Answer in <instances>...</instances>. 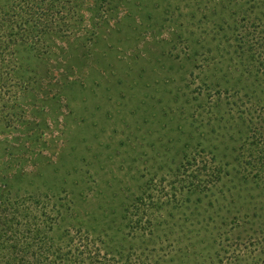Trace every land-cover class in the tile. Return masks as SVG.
<instances>
[{
  "label": "rangeland",
  "instance_id": "obj_1",
  "mask_svg": "<svg viewBox=\"0 0 264 264\" xmlns=\"http://www.w3.org/2000/svg\"><path fill=\"white\" fill-rule=\"evenodd\" d=\"M246 1L100 0L91 21L94 0H44L32 42L1 54L10 82L0 93V217L18 202L56 220V233L81 227L107 246L206 257L253 230L260 239L264 207L247 206L255 190L233 149L264 88V70L234 53L231 11ZM11 5L20 0H0V14ZM36 18L52 27L40 40ZM195 155L220 178L173 187ZM150 182L157 227L130 236L122 217ZM197 257L180 264L206 263Z\"/></svg>",
  "mask_w": 264,
  "mask_h": 264
},
{
  "label": "trees",
  "instance_id": "obj_2",
  "mask_svg": "<svg viewBox=\"0 0 264 264\" xmlns=\"http://www.w3.org/2000/svg\"><path fill=\"white\" fill-rule=\"evenodd\" d=\"M99 1L94 0L92 6L85 8L91 21H97L99 13L96 12L91 17V12L97 10ZM43 4L44 0L37 2L20 0L19 7L11 5L6 12L0 14V39L6 37L3 41L5 44L0 40V62L3 59L1 54L6 50L32 42L28 38L30 34L28 30L35 27L31 21L35 19L34 16L42 14ZM235 4L231 11L236 41L234 53L247 61V66H253L255 63L257 70H264V0H247L246 6L237 5V2ZM56 7L50 5L49 9ZM36 23L41 24V28L34 38L40 40V37L52 30V27L37 18ZM2 71L0 70V93L3 94L10 81L6 71ZM238 91L234 90L235 93ZM258 93L259 95L253 96L251 102L246 91L239 97L241 100L247 99L242 104H247L246 101L249 104L244 108L245 115L238 119L239 142L233 149L236 150L235 162L241 171L240 180L250 183L249 190H255L250 191L252 194L248 196L247 206L259 203L260 207H264V88ZM2 98L0 95V100ZM4 104L5 101L3 105L0 103V106H6ZM198 157L193 156L183 166L182 172L176 173L173 187L185 185L197 187L199 181H202L200 176L203 175L207 178L206 182L212 178H220L219 169L210 172L207 163L200 161ZM152 191L153 183L150 182L146 184V189L140 197L134 199L130 208L126 210L128 217H122L128 235L137 233L140 236H151L152 230L157 227L154 218L151 217L157 207V199ZM29 195L25 202L31 201L37 205L38 197ZM14 204L20 205L21 210L10 207ZM35 211L36 209L29 205L24 206L18 202L6 203V217H0V264H180L181 257L187 258L189 255L192 258L201 256L203 262L206 260L203 264H264V234L260 239H256L253 236L254 230L243 244L235 237V249L231 253L217 249L218 251L212 253L211 257L210 255L206 257L202 253L198 255L187 249L184 251L178 249L177 253H171L163 251L162 248L159 249L161 252L158 250L155 252V249L139 251L133 244L107 246L102 240L90 237L87 231L81 230V227H70L71 229L66 228L56 233L54 228L56 229L59 223L56 224L52 217H35L33 214ZM238 225L236 221L235 226ZM258 225V228L264 231V213ZM205 240L207 243L211 242L208 238ZM197 262L196 259L194 264Z\"/></svg>",
  "mask_w": 264,
  "mask_h": 264
}]
</instances>
